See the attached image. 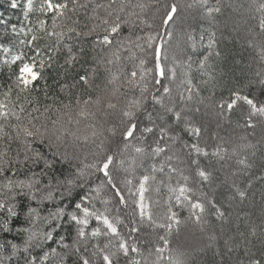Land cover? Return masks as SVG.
Returning <instances> with one entry per match:
<instances>
[{"label":"snow or ice","instance_id":"1","mask_svg":"<svg viewBox=\"0 0 264 264\" xmlns=\"http://www.w3.org/2000/svg\"><path fill=\"white\" fill-rule=\"evenodd\" d=\"M90 5L91 14L88 12ZM10 6L17 8V0H11ZM136 7L143 10L145 5L141 3ZM260 8L264 9V4ZM99 9L104 10V16L98 14ZM33 11L45 17L51 15V30L45 19H38L36 27L27 28L23 23L17 28L15 24L8 25L0 20V25H5L0 31V52L4 53L0 57V65H6L9 69L8 81L0 83V140L6 137L9 149L14 141L20 145L16 158L11 157L8 151H0V230H12L10 226L20 217L21 200L26 198L29 203L24 213L25 222L35 224L38 219H43L49 228L40 233L27 227L17 228V233L27 234L22 250L24 253H28L33 242L39 248L46 241L53 240L54 233L62 227H74L75 235L72 245L65 243L66 237L63 235L55 241L65 250L62 254L57 253L56 248H50L38 258L25 255L24 264H38V261L45 264L49 255H60V264H66L65 258L72 257H75L72 264H160L162 253L169 247L168 235L181 223L178 212L173 210L174 206L189 207L188 219L194 217L200 222L205 211V203L200 199L203 196L217 219L225 218V211L201 191L203 185L212 180L211 158L223 159L222 153L225 151L219 145L211 153L207 151L206 134L211 139H217L218 134L211 131L206 118L213 116L219 127L221 121L229 120L231 114L240 109L243 123L238 121L237 126L251 129L255 134L257 122L254 117H264V101L230 89L227 99L221 94L217 101L214 94L207 98L209 103H205L203 97L195 99V86L188 71L182 73L180 84L184 86L183 90L178 96L172 95L171 87L164 81L176 78L175 61L173 67L164 63L167 53L161 29L169 37L173 35L168 29L176 24L179 14V6L174 0H163L162 6L157 9L158 21L148 24L149 28L155 25V33L146 35L135 32L137 23L131 17L136 14L126 12L125 0H107L106 3L95 0H41L38 8H34L33 0H27L23 9L25 20ZM81 11L83 20L77 15L71 27L56 30L63 28L58 25V20L68 17L69 13L78 14ZM220 12L219 0L216 6L206 9L209 18H214ZM122 13L125 14L123 17ZM139 23L143 25L146 21L140 19ZM259 27L264 30V18L260 20ZM125 28L128 34L122 35ZM186 35L188 41H193L190 33ZM42 39H47L49 43L40 45ZM53 39L54 43L51 42ZM216 43V34L212 32L207 41L209 51L199 60L201 70L207 67ZM125 45L128 47L125 48ZM192 46L195 47L194 42ZM14 48L18 50L13 52ZM133 48L138 50L139 56ZM97 49L108 51L100 56ZM125 50L129 56L122 58L121 53ZM261 53L264 56V49H261ZM215 55L219 56L220 53L216 52ZM122 59L139 61L130 72H123L121 86L126 85V91L121 93L119 87L112 89L111 97L116 102H112L111 98L105 102L99 94L93 99L91 91L101 90L100 84L96 83L100 79L101 69L108 74L106 90L107 85H115L120 80L113 66ZM149 64L152 67H148ZM13 66L16 70H13ZM187 67L191 69V63ZM45 72L52 73L51 85ZM256 76L257 79L249 81V84L259 86L260 94L264 95V71L256 73ZM209 79L214 77L209 76ZM41 80L45 82L44 100L51 103L41 105L39 97L32 95L40 91L37 84ZM137 88L139 95H135ZM14 92L15 100L12 99ZM129 92L133 95L129 96ZM84 94H87V98H83ZM61 95L65 99H61ZM195 96L199 97L198 91ZM73 99L76 117L95 120L98 113L103 117L98 130L95 123L88 125L92 129L90 136L81 134L78 127L80 119L73 117ZM90 105H95L96 111H90ZM13 118L17 123L10 127L15 131V137L5 131V122ZM73 125L77 126L75 130L70 127ZM260 130L261 136H264V124ZM80 142H91L95 150L91 153V163L81 160L77 166L73 161L79 160L75 153L80 149ZM70 148L73 151L70 152ZM21 153L22 159L19 158ZM201 157L207 162L202 161ZM238 163L245 167L252 166L245 160H238ZM57 164L61 165L60 171L56 170ZM258 166L264 169V161ZM36 168L39 171H34ZM137 168H144V173L136 176ZM22 172L26 174L25 179L14 178ZM158 174L162 177L159 181ZM174 175L184 183L180 184L178 180V186L173 187L171 180ZM45 178L46 183L43 182ZM96 180L99 183L88 187ZM189 181H192L191 185ZM151 184L157 185L156 191L161 186L167 187L170 194L169 200L165 201L162 218L153 211L154 207L160 206V201L150 202L146 196ZM77 189L79 199L73 202V193ZM54 191L60 192L58 198L53 196ZM236 191L244 197V192L238 188ZM105 193L106 197L102 195ZM174 193H178L175 195V205L170 202ZM66 197L69 198L68 203L61 206ZM54 199L57 201L55 209H49L44 217L31 206L33 201L43 206L45 201ZM97 199L105 206L103 211L95 208L94 201ZM69 207L70 211L67 210ZM113 209L115 215L110 216ZM122 216L129 218L128 224H124ZM91 220H95L96 226L89 231ZM118 225L128 228L126 236L121 234ZM142 228L152 231L142 233ZM157 229H164L166 234L159 235ZM153 233L157 236L155 261L149 259L153 255V241L150 239ZM251 234L255 236V230ZM102 236L107 238L103 246L98 240ZM92 240L97 242L89 248ZM159 242L163 247L159 246ZM7 243L13 255H16L19 246L11 241ZM141 243L148 245L147 255L142 252ZM5 247L4 243H0V250ZM239 247V244L224 240V249L230 257ZM245 261L246 264H264V234L257 253H253L246 243L244 258H235L231 264H245ZM171 264H179V261H172Z\"/></svg>","mask_w":264,"mask_h":264},{"label":"trees","instance_id":"2","mask_svg":"<svg viewBox=\"0 0 264 264\" xmlns=\"http://www.w3.org/2000/svg\"><path fill=\"white\" fill-rule=\"evenodd\" d=\"M97 3L104 2L107 0H95ZM179 6V14L177 16V22H181L179 25H174L168 29L173 32V35L169 37L161 29L162 39L164 43V50L167 53V58L164 63L168 67H173L175 61L176 78L174 80H165L164 83L171 87L172 95L178 96V93L183 90L184 86L180 84L183 78L182 73L185 71L189 72L190 78H192L194 87V97L199 99L200 97L205 98V103H209L208 97L219 100L221 94L223 98L227 99L229 90L234 89L240 91L242 94L249 96H256L259 100L264 101V95H261L259 86H252L249 81H255L257 79L256 73L264 71V56H262L261 49H264V30L259 27V22L264 18V9L260 8L261 4H264V0H219V7L221 12L215 14L214 18H209L206 15V9L217 5V0H174ZM27 0H17L18 7L13 9L11 0H0V20L6 21L8 25L15 24L19 28L22 23L24 27H36L38 19H45L46 25L51 30L52 20L51 15L45 17L37 11L29 13L28 19L25 20L23 15L24 5ZM41 0H33L34 8H38ZM126 12H132L136 15L131 18L136 20L137 27L135 32L140 35H146L149 32L155 33V25L153 28H149L148 24H153L154 20L158 21L157 9L162 6L163 0H125ZM149 3L151 8L146 6L143 10L136 7L138 4ZM149 9V11H148ZM150 10H153L150 13ZM91 14V5L88 9ZM98 14L104 16V10L99 9ZM79 18L83 20V11L78 14L69 13L68 17L58 20V25H62L63 28L58 27L56 30H66L67 27L72 26V20ZM122 17L125 14H121ZM183 16V19L181 20ZM70 17V18H69ZM143 19L146 21L145 24L141 25L139 20ZM176 22V23H177ZM5 25H0V31L3 30ZM215 32L216 34V45L213 49V56L208 61V65L204 70H201L198 66L199 60L208 53L207 48L208 36L210 33ZM186 33H190L193 37V41H188ZM42 35V33H39ZM128 29L125 28L122 35H127ZM203 37V39H202ZM30 38V37H29ZM134 38V37H133ZM54 43V39L51 41ZM160 41L158 40L157 43ZM195 43V47L192 43ZM49 43L47 39L39 41L40 45ZM128 46L125 45V48ZM18 49L14 48L13 52ZM107 49L101 52L97 49V53L100 56H104L107 53ZM133 51L137 52V56L140 55L138 50L133 48ZM219 52L220 55L216 56L215 53ZM4 53L0 52V57ZM122 58L128 57V51H122ZM62 62V60H61ZM138 59H122L118 65L113 66V71L120 75V80L115 85H107L105 90L106 78L108 74L101 69L100 79L96 83L100 84L101 90L91 91L90 95L93 99L99 94L104 98L105 102L107 98H111L112 102H116L114 97H111V91L114 87H119V91L125 92L127 86H121L123 84V72H130L134 64H138ZM191 63V69H188L187 64ZM152 67L151 64L147 65ZM85 67H90L86 65ZM13 70H16L13 66ZM83 74V70H81ZM45 76L48 78L47 82L49 85L52 84V73L45 72ZM209 76L214 79H209ZM9 69L6 65H0V83L8 81ZM208 81V83H202ZM44 81L38 82L37 87L40 91L33 92L32 95L38 96L41 105L44 103H51V101L44 100ZM162 91V90H161ZM199 92V97L195 96V92ZM51 94V93H50ZM129 96L133 95L132 92L128 93ZM135 95H139V89L135 90ZM31 97H29L30 99ZM83 98H87V94H84ZM12 99H16L15 92L12 95ZM61 99H65L61 95ZM23 100V97H22ZM123 101V98H121ZM67 102V101H66ZM73 117L74 119H80L78 125L82 135H91L92 129L88 127L89 124L95 123L97 130L99 124L103 122V117L100 113L97 114L95 120L91 117H76L75 116V100L73 99ZM122 106V105H121ZM103 107V104L101 105ZM246 108V106H245ZM90 111H96L95 105L89 106ZM18 110V109H17ZM42 110V109H41ZM53 118H55L53 116ZM207 121L210 123L211 131L218 134L217 139H211L207 134L205 139L207 140V151L211 153L214 148L219 145L225 151L222 153L223 159L219 157H212V180L211 183H205L201 189L207 194L208 199H214L217 206H220L225 211L224 219H217L213 214L214 210L207 204V199L203 196L200 197L201 201L205 203V211L202 214V219L197 222L195 218L188 219L191 209L189 207H173V210L178 212L179 219L181 220L178 228H174L171 234L168 235L169 247L164 253H162V259L160 264H171L172 261H179V264H231V261L235 258H244V248L247 243L248 247L251 248L253 253H257V250L261 246L262 234H264V169L259 168V164L264 161V136H261V125L264 124V120L257 116L254 120L257 122L255 134H252L251 129L244 127H238V121L240 120V109H237L230 116L229 120L221 121L220 126H216V121L213 116H208ZM17 121L13 118L8 122H5V131L15 137V131L10 127L11 124H16ZM26 123V121H25ZM75 128L77 126H70ZM187 138V137H186ZM252 145L254 147H249ZM204 146V141H201V147ZM20 147L19 142L14 141L9 149L8 141L5 137L0 140V151H8L9 155L16 158V151ZM36 147H41L36 145ZM63 151V149H61ZM94 145L89 142L87 144L80 142V149L76 155L79 156V160H74L73 163L79 166L80 161L84 163H91L93 156L91 155L94 151ZM69 151H73L71 148ZM20 159L23 158L21 153ZM202 161L207 162L201 157ZM238 160H245L247 164L252 165L251 167H245L238 163ZM67 167V166H64ZM56 170H61V165L57 164ZM39 171V168L34 169ZM144 168L136 169V176L143 174ZM187 175L188 173L185 172ZM122 175H124L122 173ZM19 179H25L26 174L20 173L17 177ZM162 177L158 174L157 180L159 181ZM165 179V184L168 183ZM2 180V178H0ZM183 184L184 181L180 180L178 176L174 175L171 180V185L177 187L178 182ZM43 182H47V179ZM55 183V179H53ZM95 183H99L98 180L93 181L88 187L94 186ZM192 184V181H189ZM157 185L151 184L149 191L146 196L149 201H160V206L154 207L153 211L158 217H163L165 211V201L169 200V192L161 186L159 191H156ZM244 192V197L237 194L236 189ZM60 191H63L61 189ZM87 191V188L85 189ZM79 190L73 193L72 200L79 199L77 195ZM81 195L83 193H80ZM178 193L171 194V203L175 205V195ZM10 195V193H9ZM60 192L54 191L53 196L59 197ZM92 195H95L94 193ZM105 197L107 194H102ZM199 195V193H197ZM2 198V197H0ZM69 198H65L63 204L68 203ZM12 203V201H8ZM28 200L23 198L21 200L22 207L19 208L20 217L13 222L10 226L11 231L5 232L0 230V243H4L6 247L0 250V264H24L25 255L31 258L36 256L37 258L43 254V252L50 251V248H56L57 253L62 254L65 250L56 244V240L61 235L65 236V243L72 245L73 238L75 235L74 227L67 228L62 227L57 229L54 233V239L46 241L42 247H36L35 243L29 248L28 253H24V241L27 238L26 233H17L16 229L19 227H27L31 230L40 233L47 231L49 226L45 224L43 219H38L35 224L25 222L24 213L27 212ZM95 208L99 211L104 210V205L99 199L94 201ZM57 201L54 199L51 202L45 201L43 206H39L35 201L31 202V206L37 208L41 217L47 216L49 209H55ZM91 207V205H88ZM111 208L112 206L109 205ZM71 210V207L67 209ZM6 214V212H5ZM110 216L115 215V209ZM124 220V224L129 223L128 217H121ZM65 221L67 218H64ZM95 220L90 221L89 231L91 227H95ZM122 235H127L128 228L124 225H118ZM255 230L256 235L253 236L251 233ZM150 228H142L141 232H151ZM159 235H165L164 229H157ZM105 237L98 238L101 246L106 242ZM153 241V255L149 257L151 261L156 260L155 246L157 243V236L153 233L150 236ZM230 240L233 244H239L240 247L236 249L233 255L230 257L227 255L224 249V240ZM8 241H11L19 246V251L16 255H13V250ZM38 242V241H37ZM97 240H92L89 244L91 248L92 243H96ZM254 245V247H253ZM159 246L163 247L162 242H159ZM83 251V246L80 245ZM142 252L148 254V245L140 244ZM224 253V255H222ZM66 264H72L75 257L65 258ZM39 264V261H38ZM45 264H60V255H49ZM246 264V261H245Z\"/></svg>","mask_w":264,"mask_h":264},{"label":"rangeland","instance_id":"3","mask_svg":"<svg viewBox=\"0 0 264 264\" xmlns=\"http://www.w3.org/2000/svg\"><path fill=\"white\" fill-rule=\"evenodd\" d=\"M146 5H145V7L146 6H148V8L150 9L151 8V4H149V3H145ZM149 9H148V11H149ZM153 10H150V13L152 12ZM183 19V16H182V18H181V20ZM179 24H181V22H177L175 25L177 26V25H179ZM263 120H264V117H261ZM166 189H167V187H165ZM168 190V189H167Z\"/></svg>","mask_w":264,"mask_h":264}]
</instances>
